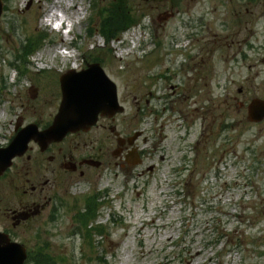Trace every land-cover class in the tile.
I'll return each instance as SVG.
<instances>
[{
    "label": "rangeland",
    "instance_id": "374dc122",
    "mask_svg": "<svg viewBox=\"0 0 264 264\" xmlns=\"http://www.w3.org/2000/svg\"><path fill=\"white\" fill-rule=\"evenodd\" d=\"M0 1V147L25 126L51 121L60 77L94 59L117 87L125 109L118 121L133 118L136 103L150 104L131 127L147 136L140 147L148 158L72 181L58 220L20 236L28 252L48 245L54 264H264V120L249 123L246 110L264 102V0H69L68 8ZM52 8L73 21L70 36L42 24ZM116 9L134 24L106 41L102 15ZM163 13L173 18L160 23ZM143 26L140 52L120 55L124 38L138 48ZM15 173L0 183V209L15 201ZM104 192L93 218L101 233L90 248L81 234L71 236L74 215Z\"/></svg>",
    "mask_w": 264,
    "mask_h": 264
},
{
    "label": "flooded vegetation",
    "instance_id": "af4514ba",
    "mask_svg": "<svg viewBox=\"0 0 264 264\" xmlns=\"http://www.w3.org/2000/svg\"><path fill=\"white\" fill-rule=\"evenodd\" d=\"M141 103L135 104V115L128 122L117 120L124 112L113 117L100 114L94 127L67 134L60 142L50 143L43 150L31 142L29 153L14 159L11 167L0 177V183L8 180L5 177L13 169L16 172L13 176L18 177L12 207L0 209V233L18 243L20 236L30 227L41 226L44 220L66 208L67 205L63 208V202L73 189L72 181L88 180L90 174L108 166L120 170L140 166L142 158H148L140 144H147L148 138L143 130L132 131L131 127L133 123L137 124V117L143 110L139 106ZM148 105V101L143 104L145 107ZM74 138L84 139L74 145ZM65 145L66 149L61 148ZM14 185H17L16 181ZM4 188L0 189L1 196L5 193Z\"/></svg>",
    "mask_w": 264,
    "mask_h": 264
},
{
    "label": "water",
    "instance_id": "95a60500",
    "mask_svg": "<svg viewBox=\"0 0 264 264\" xmlns=\"http://www.w3.org/2000/svg\"><path fill=\"white\" fill-rule=\"evenodd\" d=\"M171 17L172 14L165 13L158 17V21L165 22ZM89 68L85 72L70 73L60 79L62 101L50 128L37 133L35 126H28L18 133L6 149L0 150V174L10 166L13 158L24 154L31 140L45 147L48 142H59L67 133L93 126L100 112L113 115L120 110L115 86L98 65ZM248 118L253 123L261 122L264 118V102L252 101L248 106ZM25 259V250L0 234V264H23Z\"/></svg>",
    "mask_w": 264,
    "mask_h": 264
},
{
    "label": "trees",
    "instance_id": "16d2710c",
    "mask_svg": "<svg viewBox=\"0 0 264 264\" xmlns=\"http://www.w3.org/2000/svg\"><path fill=\"white\" fill-rule=\"evenodd\" d=\"M134 24V17L129 12L116 9L115 11L109 10L107 14L102 16V23L100 33L105 38L114 37L118 32L126 30L130 25ZM93 210L85 215L83 218V225L86 227L90 221V216ZM89 237V235H87ZM45 250H39L36 254L30 255L28 264H54L52 258L44 252Z\"/></svg>",
    "mask_w": 264,
    "mask_h": 264
},
{
    "label": "bare ground",
    "instance_id": "6f19581e",
    "mask_svg": "<svg viewBox=\"0 0 264 264\" xmlns=\"http://www.w3.org/2000/svg\"><path fill=\"white\" fill-rule=\"evenodd\" d=\"M61 3H62V4L65 3V5H66L67 8L71 6V2H70L69 0H58L57 3H55L54 6H57V5L61 4ZM52 9H53V8H52ZM61 10H62V12H63L62 15L65 14V13H64L65 11H64L62 8H61ZM79 12H80V10H77V12H76L77 15L79 14ZM55 14H56L55 11H54V10H53V11L51 10L50 13H49V17H48L49 20H53ZM62 18L64 19V15H63ZM65 18H66V16H65ZM77 19H78V18H77ZM64 20H65V19H64ZM47 21H48V20H47ZM47 21H45V22L43 21L42 24H46ZM65 21H66V20H65ZM72 22H73V21L69 20L68 24L71 25ZM44 26H45V25H44ZM63 55H64V54H63ZM64 57L67 58L68 56H65V55H64ZM69 57H71V56H69ZM69 57H68V58H69ZM71 58H72V57H71ZM38 60H40V59H38Z\"/></svg>",
    "mask_w": 264,
    "mask_h": 264
}]
</instances>
